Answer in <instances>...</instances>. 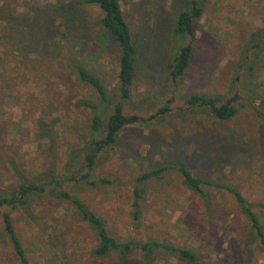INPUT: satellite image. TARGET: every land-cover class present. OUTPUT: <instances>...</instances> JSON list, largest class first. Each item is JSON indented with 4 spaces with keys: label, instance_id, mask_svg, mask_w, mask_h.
<instances>
[{
    "label": "rangeland",
    "instance_id": "rangeland-1",
    "mask_svg": "<svg viewBox=\"0 0 264 264\" xmlns=\"http://www.w3.org/2000/svg\"><path fill=\"white\" fill-rule=\"evenodd\" d=\"M67 1L0 0V15L21 16L32 32L33 26L39 33L49 29L43 47L31 51V45L21 56L3 44L13 31L0 19V58L11 53L9 61L1 62L12 78L3 80L0 66V190L16 182L10 162L30 179L51 168L59 179L66 177L60 188L52 182L29 203L0 208V264H19L2 231L3 212L27 248L29 264H195L160 249L149 255L138 249L121 256L116 251L94 255L93 228L69 200L52 193L57 188L79 198L119 242L154 239L192 250L203 264H240L246 245L251 264H264L257 239L249 237L248 223L223 189L203 186L207 205L177 170H170L144 180L137 217L131 204L141 172L179 161L195 175L235 186L254 204L264 226V105L257 103L264 97V38L262 47H252L264 32V0H205L194 23L189 65L177 80L169 78L167 63L187 40L171 31L185 0H119L136 50L127 99L118 97V49L98 23L101 11L89 3L65 15L49 10V5ZM69 55L105 87V115L117 102L124 114L139 117L97 153L91 185L77 180L91 136V109L81 102L96 105L99 97L77 78L66 60ZM11 86L13 94L6 96ZM188 93L223 99L235 94L236 112L218 120L205 108L188 106ZM161 107L164 113L158 112ZM241 145L245 151L240 152Z\"/></svg>",
    "mask_w": 264,
    "mask_h": 264
},
{
    "label": "trees",
    "instance_id": "trees-1",
    "mask_svg": "<svg viewBox=\"0 0 264 264\" xmlns=\"http://www.w3.org/2000/svg\"><path fill=\"white\" fill-rule=\"evenodd\" d=\"M204 1L205 0H185V9L179 10L174 17L171 31L175 36L184 37L187 40L184 43H180L176 47L167 63L168 75L171 80L180 79L189 65L191 47L195 39L194 23L201 16ZM88 3L95 4L101 11L98 23L106 31L118 49V69L116 72L118 97L120 99H127L129 97L130 86L133 81L136 50L131 40L129 27L120 9L119 0H69L65 3L49 5V10L65 15L70 13L73 9H76L77 5ZM0 12H4L2 5H0ZM15 17L17 16H13L12 14H9V12H5L4 16L0 15V19L5 21L6 25L9 26L8 30L13 31V33H9V35L5 38L3 44L9 50H16V53L21 56L25 55L24 52H26L31 45V51L37 45L43 47L45 39L47 38L45 34H47L49 29L47 27L46 29L43 28V33H39V31L33 26V32L38 33L36 36L21 16H18L17 20ZM262 34L260 43L253 42V48L262 47L261 41H263L264 32H262ZM257 57L258 52H255L253 58L257 59ZM10 58L11 53L9 52L0 58V66L3 68V74L1 75L5 74L3 80H6L7 77L9 80H12V78L6 74V69L1 62L9 61ZM66 60L76 74L77 78L93 88L99 97V103L96 105L90 103L88 100L81 102L84 107L91 109L88 124L91 136L85 145V152L82 156L84 172H79L77 180L91 185L94 184V182L88 180V177L94 165L97 153L104 147L114 144L119 131L126 125L138 121L139 117L133 114H124L122 112L121 105L117 102L113 104L110 113L105 115L104 106H107L108 95L100 79L74 55L67 56ZM251 67L252 65L248 64L246 70L249 71ZM11 89L12 86L9 88V92L5 91L6 96L13 94ZM236 99L238 100V96L235 94L223 99L221 96L215 94L205 95L199 93H188L184 97V102L188 106H196L207 109L208 113L218 120H228L234 116L236 112ZM257 103L260 106H263L264 97L259 98ZM165 111V107L158 109L159 113H164ZM262 126H264V117H262ZM41 129L42 133H44L43 135H46L44 132L46 128ZM235 147L236 146H234V148ZM239 148H241L240 152L245 151L246 149L245 146L242 145L239 146ZM226 154L228 156L230 151L227 150ZM10 163L12 168L16 171L17 178L15 184L8 185L4 190H0V208L6 206L14 208L19 203H29L31 199L43 193L44 188L46 186H50L52 182L55 186L59 187L61 181L66 179L65 176H62L60 179L56 177L53 172L54 169L52 168L48 174H46V172L45 174H36L32 179H30L16 170V167L12 162ZM170 170H177L182 177L183 183L189 189L198 193L205 200L207 205L208 196L203 190V186H210L227 191L238 207L239 212L244 216L246 222L248 223L249 237L257 239L260 249L264 252V226L261 224L258 215L252 209L254 204L247 201L235 186L229 183L220 182L210 177L195 175L186 164L179 161H173L167 164L165 163L158 167L148 169L141 172L140 175L136 177V185L132 189L131 199V204L134 209V217H137L139 214L138 200L141 199L143 194L142 184L144 180L153 176H160L163 172H168ZM100 182H107V180L101 178ZM59 188H57V190H52V193L56 194L59 198L69 200L77 209L81 219L85 220L93 228L97 239V245L93 249L94 255L103 256L109 251H116L121 256L137 249L143 255H149L154 250L160 249L162 251L173 253L188 262L203 264L192 250L174 246L169 243L160 244V242L154 239H146L143 242L133 240L119 242L115 240L107 233L103 221L90 211L79 198L76 196H70ZM1 221L4 237L8 241L15 258L18 260L19 264H29L27 258V248L23 246L15 233L7 212H3L1 214ZM250 251L251 250L248 246L245 245L244 250L240 252V264H251Z\"/></svg>",
    "mask_w": 264,
    "mask_h": 264
}]
</instances>
